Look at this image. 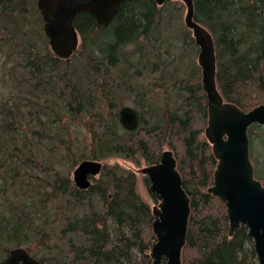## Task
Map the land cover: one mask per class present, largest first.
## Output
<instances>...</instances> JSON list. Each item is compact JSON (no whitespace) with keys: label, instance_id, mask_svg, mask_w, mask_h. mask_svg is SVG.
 I'll list each match as a JSON object with an SVG mask.
<instances>
[{"label":"trees","instance_id":"16d2710c","mask_svg":"<svg viewBox=\"0 0 264 264\" xmlns=\"http://www.w3.org/2000/svg\"><path fill=\"white\" fill-rule=\"evenodd\" d=\"M37 2L0 0V49L16 63L0 102V260L24 247L42 264H152V207L136 173L110 160L153 165L171 150L191 200L183 264H258L248 229L230 236L227 209L208 192L217 160L205 137L199 50L183 29L176 34L164 10L172 1H127L105 28L78 15L81 41L69 60L51 51ZM194 6L215 42L225 100L246 112L264 104V0ZM128 102L139 115L133 131L120 123ZM257 130L249 129L251 159L264 181ZM84 160L104 163L86 190L72 177Z\"/></svg>","mask_w":264,"mask_h":264},{"label":"water","instance_id":"95a60500","mask_svg":"<svg viewBox=\"0 0 264 264\" xmlns=\"http://www.w3.org/2000/svg\"><path fill=\"white\" fill-rule=\"evenodd\" d=\"M132 0H38L37 6L44 22V33L52 52L60 59H69L80 45V34L75 28L78 14H88L98 27L109 26L117 17L123 3ZM187 7L185 25L193 31L199 48V64L203 70L202 88L207 95L208 125L205 136L217 159L214 184L208 192L225 204L230 221V235L245 226L254 242L258 263L264 264V184L255 177L250 157L249 128L264 126V105L246 112L228 102L216 82L215 42L210 31L197 22L194 0H180ZM162 5L165 0H156ZM123 128L133 131L139 125V115L130 106L120 113ZM103 163L82 161L73 172L75 185L88 189L90 177L98 176ZM150 182L149 190L158 204L153 207V231L157 240L151 249L153 264H183L182 250L187 241L190 197L183 187L181 174L173 151L165 150L157 164L140 170ZM0 264H42L23 247L14 248L0 260Z\"/></svg>","mask_w":264,"mask_h":264},{"label":"rangeland","instance_id":"374dc122","mask_svg":"<svg viewBox=\"0 0 264 264\" xmlns=\"http://www.w3.org/2000/svg\"><path fill=\"white\" fill-rule=\"evenodd\" d=\"M165 9L171 12V16H172L171 20L175 21L176 29H177L176 34L179 35L180 30L183 29L184 32H187L189 36L193 38V35L191 32L192 30H189L188 28H186V25H185V16L187 13L186 5L182 1H172L171 4H167L164 10ZM0 46H1V41H0ZM191 49H193V47H190L188 49V53L191 51ZM191 56L192 57H188L186 59L187 63L189 62V60L196 57L193 55ZM196 60L198 61V56L196 57ZM5 64H7L8 66L5 67ZM14 69H16V63L14 61H9V62L6 61L5 53L0 49V102L4 99V97H7L10 94L11 86H13V83H12L11 78H8L7 75L8 74L10 75V72ZM126 105L133 107V104L131 102H128ZM262 127L264 128V126ZM256 136H262L264 140V130H257ZM257 143H259V141H257ZM257 143H255L254 153H255V156L259 155V157H261V161L263 162L264 161V147L258 146ZM115 162L120 163L121 165L133 170L136 173L137 178H138V184H137L138 192L141 195V197L144 199V201H146L151 207H153L155 205V202L151 198L148 192V189L144 184L145 177L141 174H138L139 169L147 166L146 163L142 161L140 165H137L133 162L126 161V160H112V161L110 160V163H115ZM74 170L72 171V177H73Z\"/></svg>","mask_w":264,"mask_h":264},{"label":"bare ground","instance_id":"6f19581e","mask_svg":"<svg viewBox=\"0 0 264 264\" xmlns=\"http://www.w3.org/2000/svg\"><path fill=\"white\" fill-rule=\"evenodd\" d=\"M166 1V0H165ZM164 4V3H163ZM162 4V5H163ZM159 6H161V5H159ZM78 15H80V14H78ZM77 15V16H78ZM77 18V17H76ZM75 26V25H74ZM76 28V27H75ZM77 30V29H76ZM216 49V48H215ZM199 53H200V51L198 52V64H199ZM215 55H216V51H215ZM199 66H200V64H199ZM200 68H201V66H200ZM201 72H202V77H203V70H202V68H201ZM216 73H217V57H216ZM202 77H201V82H202Z\"/></svg>","mask_w":264,"mask_h":264},{"label":"flooded vegetation","instance_id":"af4514ba","mask_svg":"<svg viewBox=\"0 0 264 264\" xmlns=\"http://www.w3.org/2000/svg\"><path fill=\"white\" fill-rule=\"evenodd\" d=\"M139 174L143 175L140 171L138 172ZM144 177H146L145 175H143Z\"/></svg>","mask_w":264,"mask_h":264}]
</instances>
